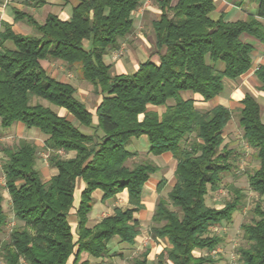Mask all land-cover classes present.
Returning <instances> with one entry per match:
<instances>
[{"label":"trees","instance_id":"obj_1","mask_svg":"<svg viewBox=\"0 0 264 264\" xmlns=\"http://www.w3.org/2000/svg\"><path fill=\"white\" fill-rule=\"evenodd\" d=\"M142 1L78 0L68 21L49 15L39 24L27 15L35 34L17 35L8 25L0 33V46L13 45L0 50V124L10 129L20 123L46 136L49 164L57 170L45 182L37 168V147L27 140L5 150V189L12 214L22 225L0 246L4 264H69L71 259L70 264H90L83 255L107 256L115 237L135 245L144 187L159 171L152 161L127 166L137 155L128 146L141 137L150 144L148 155L170 153L177 161L175 184L167 198L159 199L152 217L151 237L166 245L154 264L214 263L209 253L222 239L211 228L231 223L244 199L240 189L231 187L234 198L223 209L206 201L234 168L233 152L224 138L232 112L222 105L200 110L194 99H184L181 93L212 101L224 92L226 80H238L252 69L255 48L242 37L264 42V0H252L258 4L257 16L235 22L226 21L223 14L214 19L213 0H156L162 12L153 22L157 60L148 59L132 74L116 75L105 58L132 33L133 13ZM34 3L41 6L45 0ZM43 61L79 70L101 98L95 109L89 110L76 97L73 85L50 76ZM255 75L258 91L264 93V65ZM242 104L239 126L259 164L247 181L259 200L242 227L246 246L237 255L240 264H264V120L262 107L251 94ZM151 106L165 111L150 110ZM80 127L93 133H83ZM79 182L84 189L77 196ZM164 185L161 182L158 189ZM125 190L129 207H117L88 227L94 192L101 191L105 203ZM4 201L0 194V235L8 219ZM72 215L78 219L76 235L69 221ZM196 251L208 255L196 257ZM148 256L147 250L133 264H148Z\"/></svg>","mask_w":264,"mask_h":264},{"label":"crops","instance_id":"obj_2","mask_svg":"<svg viewBox=\"0 0 264 264\" xmlns=\"http://www.w3.org/2000/svg\"><path fill=\"white\" fill-rule=\"evenodd\" d=\"M213 1L216 4V9L213 13L216 14L217 18L223 14L225 15L226 21L235 22L238 20H246L250 15L257 16L258 4H254V10H256L254 12H251L249 10V6H246L247 3L248 5H250V3L254 2L252 0H250L251 2L249 0H213ZM154 3H155L154 0H143L142 1L140 8L133 13V18H134L133 31L125 39V41H123V42H126L128 46H130V48L132 49L129 53V59L132 60V63L134 65L132 73H134L138 69V66L141 63L147 61L148 59L153 58V60L155 61L157 60L155 59L156 56L153 55L154 52L149 53L150 48L155 49L154 47L155 36L153 32V22L159 19L162 14L161 10H159L157 5ZM77 4H78V0H69L68 2L64 0H45L44 5L36 6L34 3V0H0V33H2L5 29V26L8 25L11 27L12 31L17 35H32L35 29L31 25V23L28 21V18L26 17L27 15L31 16L39 24H43L49 15H55L62 21H68L72 16L73 8ZM22 14H25L24 17L22 16ZM38 14L43 15L44 19H39L37 17ZM16 18L18 19V21L16 20ZM261 22L264 24V20H261ZM242 39L245 40V37L243 36ZM12 47L13 45L11 42H6L5 44H3V46H0V50H3L5 48L11 49ZM254 48L255 49L253 53L252 69L238 80H235V81L226 80L225 90L219 97L209 102H205L200 95H195L193 93H192L193 95H191L189 94V92L181 93L182 97L184 99H194L195 106L200 110H211L212 108L218 105H222L228 108L231 112L235 113L236 110H239L240 112L241 108H243L242 100L244 99L245 95L251 93V95L255 97V99L261 105L262 110H263L264 93L258 91L259 83L256 79L255 73H256V70L260 66L264 65V42L262 43V42L257 41V43L254 45ZM134 51L135 53L137 52V56L143 57V54H144L146 56L144 60L137 62L135 59V55H134L135 53H133ZM115 66H116L115 69L118 72L117 73L118 75L119 74H129L127 71L128 68L124 66L121 62H117ZM61 82H64V81L62 80ZM64 83H67V82H64ZM149 109L159 111L160 113H163L165 111V108L163 107L156 108V107L151 106ZM59 114L61 116H69L68 112L64 109H60ZM230 122L228 123L225 129L224 138H225L226 144L229 146V150L233 152V158L235 159L239 156V153L243 155H245V153L232 149L235 147V144H236L235 141L233 140L226 141L227 129L229 128ZM17 127L18 128L23 127V129L26 130V127L19 123L17 124ZM34 131H38V130H34ZM44 137L47 139L46 136ZM46 139L44 141V145H45ZM152 161L159 168V171L154 174V175L157 174V176L154 178L151 177L144 187V191H143L144 207L141 211H139L136 214V218L140 222V234L135 241V245L131 246L126 243H121L120 239L118 237H115L109 245V254L107 256L100 258V259H96L91 256H88L87 254H84L83 260H88L90 264H110L113 256L119 255V258H122L125 260V255L128 254L129 256H131L129 260H131L134 263V260L139 258L142 255V253L148 250L149 251L148 264H154L157 256L162 253L166 245L163 242L160 243L163 245V247L161 245H158V243L152 239L151 234H150L151 226H152V217L155 213L157 203L159 199L161 198L160 193L167 187H170V191H171L175 184L174 176H175V171L177 168V161L174 159L173 155L170 153H166L162 156H159L157 159V163L155 162V159L153 157H152ZM256 168H258V166L255 167L254 169ZM56 174H57V170H56ZM161 182H164L165 185L162 187V190L160 191V189L158 188L160 187ZM83 189H84L83 182H79L78 189H77V196L81 194ZM102 197H103V193L101 191H96L93 194L94 206L89 216V221L91 220L90 228L95 226L97 223H99L103 218L108 217L113 213V212L112 213L109 212L106 216H103L100 218L99 213L104 212L105 206L112 205L114 207L113 211L117 207L118 208L129 207V196L126 190L118 194L116 199L109 200L105 203L102 201ZM224 206L220 208H216V209L221 210L224 208ZM239 211L236 213L238 214ZM236 213L234 214V217L231 223L220 225V227L222 226L224 227L225 225L233 226L234 225L233 223L235 222V218L237 216ZM69 221L73 228V232L76 235L78 219L75 215H72L69 218ZM243 225H241V230H242ZM221 233L222 232H219L216 234L218 236L220 235L219 237L222 239L221 244L214 251L209 253V255L214 259L213 264H217V260L215 259L214 256H212V254L219 247H224L227 245V241L224 237L221 236L222 235ZM4 242H2L0 246ZM194 255L196 257L207 256L208 252L196 251L194 252ZM108 258L110 259L109 261L107 260ZM70 263H72V259L70 260Z\"/></svg>","mask_w":264,"mask_h":264},{"label":"rangeland","instance_id":"obj_3","mask_svg":"<svg viewBox=\"0 0 264 264\" xmlns=\"http://www.w3.org/2000/svg\"><path fill=\"white\" fill-rule=\"evenodd\" d=\"M250 1V0H249ZM154 4H156V0H154ZM248 2V1H247ZM251 2V1H250ZM254 4H257L256 2L248 3L246 6H249V10L251 12H254ZM39 19H44L43 15L37 16ZM212 17L214 19L217 18L216 14L212 13ZM35 34V31L32 33V35ZM245 37V41L248 43H251L252 45H255L257 41L253 40L252 38H249L247 36ZM85 46H89V42H85ZM122 49L121 51H119ZM118 51H114L112 54L107 56L105 58V61L107 64H110L112 66V72L114 74H117L116 66L115 64L117 62H121L124 66H126L128 69V73L131 74L133 70V63L132 60L129 59V53L132 50L130 46L126 42H123L121 44ZM148 51V49H147ZM155 52L154 48L149 49V53ZM135 53V51L133 52ZM135 59L137 62L144 60L146 57L143 54V57L137 56V52L134 54ZM155 59H157L155 57ZM43 67L47 70V73L54 77L55 79L59 81L67 82L71 85H73L76 90V97L81 100L83 103L86 104L89 110L93 111L95 107L97 106L98 102L100 101V97L95 94L94 88L89 83L82 80L80 77L79 70L76 69H70L66 64L61 62H49V61H43L42 62ZM249 93V92H248ZM189 94L193 95L189 92ZM251 94V93H250ZM44 105H49L47 102H42ZM56 112L60 113V109L51 106ZM262 118L264 119V108L262 110ZM76 125L77 122L74 121ZM17 124H14L10 129H4L2 128L0 124V194L5 197V201L3 203V209L6 215L8 216L7 219V225L4 229V232L0 235V244L2 242H6L9 240V235L11 231L22 225L21 223L17 222L12 214V205L11 200L9 197V194L7 193L5 189V176L3 173V164L7 160V156L5 153V150L11 149L13 147H16L18 145V142L20 140H27L30 143L34 144L37 147L38 150V163L37 168L41 172L42 177L45 182L49 181V179L56 174V170L52 168V166L49 164L50 159V152L46 151L44 141L45 137L43 134H41L39 131H34L37 129H23V127L18 128ZM20 124V123H19ZM83 131V133L86 134H92V129H87L80 127ZM235 129V131H234ZM231 136V137H230ZM235 141V147L232 149L238 150L239 152L245 153V155L239 153V156L234 159V167L231 172L228 174H225L222 181L221 189L218 192H209L207 196V205L213 208H220L223 207L228 201H231L234 198V194L232 191H230L231 187L238 188L242 191L244 194L243 199V205L240 208L239 213H236L235 222L233 223V226H222L220 227V231L222 232L221 236L224 237L227 241V245L224 247H219L212 256L215 257L217 260V264H240L239 257L237 255V250L240 247L246 246V241L243 238V231L241 230V225L244 223H248L251 219L250 210L254 207L256 202L259 200V196L255 193H253L248 186L247 181V175L252 173L255 169V167L258 166V161L256 160L253 151L248 147V145L245 144V141L243 140V131L239 126V110H236L235 113L232 112V120L230 122L229 128L227 129V139L226 141ZM150 144L148 142V139L146 137H141L140 139H132L130 145L128 146V150L131 152H136L137 155L134 156L132 159H130L127 162V166L132 168L136 164L146 162V161H152V157L155 159V162L157 163L158 157H155L153 155H148L147 152H149ZM63 157L70 158L74 156L73 153L71 154H61ZM153 162V161H152ZM156 175H152V178L156 177ZM170 191V187H167L160 193V197L167 198V194ZM113 206L108 205L105 206L104 212H100V218L103 216H106L109 212H113ZM88 226H91V220L89 221ZM218 226H214L211 229L212 234H217V232L213 231V228H217ZM222 230V231H221ZM218 232V233H219ZM224 233V234H223ZM220 236V235H219ZM158 245H161L163 247L162 242H157ZM112 246V245H111ZM121 247V246H120ZM141 251V250H140ZM131 256L128 254L125 255V260L122 258H119L118 256H113L112 263L110 264H133L131 260H129ZM110 260L109 258L107 259ZM0 264H4L3 258L0 255Z\"/></svg>","mask_w":264,"mask_h":264},{"label":"built area","instance_id":"obj_4","mask_svg":"<svg viewBox=\"0 0 264 264\" xmlns=\"http://www.w3.org/2000/svg\"><path fill=\"white\" fill-rule=\"evenodd\" d=\"M121 50L122 49H120L119 51H121ZM116 53H118V51ZM59 153L62 154L63 152H59ZM213 231L218 233L220 231V227L218 226L217 228H213Z\"/></svg>","mask_w":264,"mask_h":264}]
</instances>
